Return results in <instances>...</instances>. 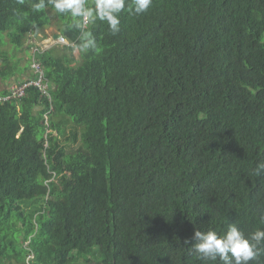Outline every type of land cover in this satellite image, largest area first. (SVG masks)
Masks as SVG:
<instances>
[{"label": "trees", "instance_id": "trees-1", "mask_svg": "<svg viewBox=\"0 0 264 264\" xmlns=\"http://www.w3.org/2000/svg\"><path fill=\"white\" fill-rule=\"evenodd\" d=\"M30 3L0 0L4 68L3 33L18 48L53 27L74 46L36 52L52 100L31 86L0 102V264L20 259L16 226L29 264H220L185 240L264 228V0L126 4L117 35L88 24L95 53L70 15Z\"/></svg>", "mask_w": 264, "mask_h": 264}, {"label": "clouds", "instance_id": "clouds-1", "mask_svg": "<svg viewBox=\"0 0 264 264\" xmlns=\"http://www.w3.org/2000/svg\"><path fill=\"white\" fill-rule=\"evenodd\" d=\"M25 2L26 0H17L20 5H24ZM126 4L130 15L139 16L149 10L152 0H131L130 3L127 0H95L93 7L88 6L87 0H31L30 7L33 12H41L47 5H51L56 13L70 15L73 20L77 21L75 26L81 29L78 38L79 50L84 53L90 51L95 53L99 51V48L96 37L91 31L86 30L88 24H95L96 21L104 22L110 33L117 35L121 30L120 14L125 10ZM58 36L61 35L56 37ZM70 43V45L63 46H74L73 42ZM39 51L41 50L38 49L36 52ZM36 52L34 53L35 58ZM254 173L256 175L264 173V162L256 166ZM189 243L192 245L191 253L198 259L219 261L220 264H250L257 256L258 248L264 245V228H256L245 234L235 222L228 223L223 233L212 229L204 231L197 229L190 240H185V244Z\"/></svg>", "mask_w": 264, "mask_h": 264}, {"label": "rangeland", "instance_id": "rangeland-1", "mask_svg": "<svg viewBox=\"0 0 264 264\" xmlns=\"http://www.w3.org/2000/svg\"><path fill=\"white\" fill-rule=\"evenodd\" d=\"M61 34V32L56 28H48L46 30H37L32 31L28 35L24 46L14 47L10 43L7 33H3V50L8 54V62L5 64L0 61V69L3 72L0 75V93L9 90V88L18 82L25 81L33 76L32 62L34 58V51L38 48L41 51H46L49 49H63L65 46L58 44L56 42V35ZM4 68V69H3ZM0 72V73H1ZM6 73H13V77H7ZM49 123V118L47 120V125ZM69 131L65 136H61L62 142L67 145L68 150L71 149L67 143L66 138L68 137ZM47 137V136H46ZM19 226L15 227V230L12 231L17 237V242L15 246L9 247L11 253L16 251L20 252V259H13V264H22V261H27V264L34 258V253H31L27 256V249L30 248L28 241L23 239V236L19 232H15ZM76 254V252H73ZM27 256V258H26ZM90 257V258H89ZM87 257H79L76 261L77 264H99L97 256H88L89 262L86 261ZM21 260V261H20Z\"/></svg>", "mask_w": 264, "mask_h": 264}, {"label": "built area", "instance_id": "built-area-1", "mask_svg": "<svg viewBox=\"0 0 264 264\" xmlns=\"http://www.w3.org/2000/svg\"><path fill=\"white\" fill-rule=\"evenodd\" d=\"M56 42L61 45H70L71 43L64 37L58 36L56 37ZM38 50V48L34 51V53ZM33 76H35V80H25L18 83L13 84L9 90L8 94L2 98L0 101L3 103L19 101L25 96L27 89L31 86L38 87L44 95L52 99L50 92V82L46 78L45 71L43 69V64H41L35 57L32 62Z\"/></svg>", "mask_w": 264, "mask_h": 264}]
</instances>
